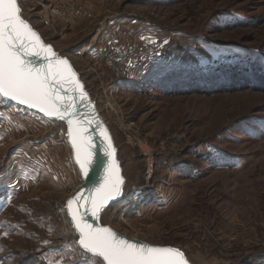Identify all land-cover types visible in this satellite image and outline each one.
<instances>
[{
	"label": "rangeland",
	"instance_id": "1",
	"mask_svg": "<svg viewBox=\"0 0 264 264\" xmlns=\"http://www.w3.org/2000/svg\"><path fill=\"white\" fill-rule=\"evenodd\" d=\"M18 4L113 135L124 184L99 223L188 264H264V0ZM115 50L139 57L123 75ZM68 132L0 96V264L102 259L66 210L83 182Z\"/></svg>",
	"mask_w": 264,
	"mask_h": 264
},
{
	"label": "snow or ice",
	"instance_id": "2",
	"mask_svg": "<svg viewBox=\"0 0 264 264\" xmlns=\"http://www.w3.org/2000/svg\"><path fill=\"white\" fill-rule=\"evenodd\" d=\"M0 96L37 109L49 118L66 120L83 176L88 178L94 167L101 168L99 183L90 192H78L67 201V210L79 232V245L102 258L98 264H188L177 248L133 242L89 221V217L98 219L106 205L122 195L124 180L115 148L107 129L97 123L96 135L106 160L96 159L92 121L79 118L75 103L77 99L88 102L84 86L70 61L61 58L51 45H45L22 18L18 0H0Z\"/></svg>",
	"mask_w": 264,
	"mask_h": 264
},
{
	"label": "water",
	"instance_id": "3",
	"mask_svg": "<svg viewBox=\"0 0 264 264\" xmlns=\"http://www.w3.org/2000/svg\"><path fill=\"white\" fill-rule=\"evenodd\" d=\"M59 55V54H58ZM35 60V58H33ZM35 62L39 63L40 61L39 60H35ZM71 64V63H70ZM73 67V66H72ZM74 69V68H73ZM75 71V69H74ZM78 77V75H77ZM79 79V78H78ZM79 82L81 83V81L79 80ZM82 84V83H81ZM67 87V86H65ZM84 91L86 92V90L84 89ZM87 94V92H86ZM87 97H88V102H81L79 99H77L75 101L76 105H77V108L79 109V112H78V115H79V118L81 120H87V119H91L92 121V125H91V130L93 131V137H94V140H95V143H96V147H97V156H96V159L98 161H105L106 160V157H104V155L102 154V152L100 151V138L96 135V132L98 131V129L96 128V124L99 123L101 124L103 127H105L110 135V138L112 140V144H113V147L115 148V159H116V162H117V149H116V146H115V142H114V139H113V135L108 127V125L106 124L105 120L103 119V117L101 116V114L99 113L95 103L91 100V98L89 97V95L87 94ZM15 102V101H14ZM18 103V102H17ZM19 104V103H18ZM90 104V106H89ZM21 106H26V105H23V104H19ZM27 107V106H26ZM32 109V108H30ZM36 112H38L39 114L41 115H44L43 113L39 112L37 109H32ZM79 122V120H78ZM69 142L73 148V150L75 151V148L73 147L72 143H71V137L69 136ZM102 175V170L101 168L99 167H94L91 171H90V174H89V177L88 178H85L83 176V182L73 191V193L67 198V201L69 199H71L73 196H75L78 192H81V191H84L86 194L88 192H90L98 183H99V180H100V177ZM114 200V199H113ZM112 200V201H113ZM67 201H66V210H67ZM112 201H110L107 205H109ZM106 205V206H107ZM67 213H68V216L69 218L71 219L70 217V214L67 210ZM72 221V220H71ZM89 221L94 223V224H98L99 226L101 227H108V226H105V225H102L101 223H99L98 219H93L91 217H89ZM73 226L75 227V224L74 222H72ZM110 228V227H108ZM112 229V228H111ZM114 232H116L118 235H120L121 237H124V238H127L133 242H137V243H143V244H148L150 246H159V245H155V244H151V243H148V242H145V241H142V240H139L137 238H134V237H130L128 235H124L122 233H119L118 231L112 229ZM160 247H167V246H160Z\"/></svg>",
	"mask_w": 264,
	"mask_h": 264
},
{
	"label": "built area",
	"instance_id": "4",
	"mask_svg": "<svg viewBox=\"0 0 264 264\" xmlns=\"http://www.w3.org/2000/svg\"><path fill=\"white\" fill-rule=\"evenodd\" d=\"M137 51L131 50L128 55H125L119 50L112 51L111 56L106 60L108 69L111 70L115 75H123L133 67L138 60ZM106 66V67H107Z\"/></svg>",
	"mask_w": 264,
	"mask_h": 264
}]
</instances>
